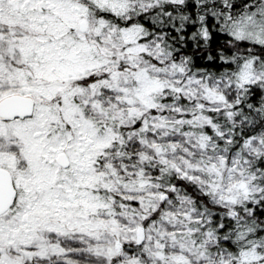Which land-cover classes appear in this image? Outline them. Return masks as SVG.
I'll return each instance as SVG.
<instances>
[{
	"label": "snow or ice",
	"instance_id": "6c2138e0",
	"mask_svg": "<svg viewBox=\"0 0 264 264\" xmlns=\"http://www.w3.org/2000/svg\"><path fill=\"white\" fill-rule=\"evenodd\" d=\"M0 264H264V0H0Z\"/></svg>",
	"mask_w": 264,
	"mask_h": 264
}]
</instances>
